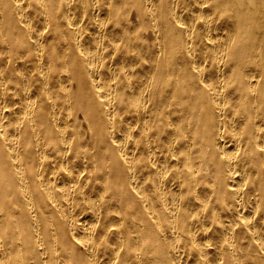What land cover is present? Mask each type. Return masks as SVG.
<instances>
[{
  "label": "bare ground",
  "instance_id": "obj_1",
  "mask_svg": "<svg viewBox=\"0 0 264 264\" xmlns=\"http://www.w3.org/2000/svg\"><path fill=\"white\" fill-rule=\"evenodd\" d=\"M0 264H264V0H0Z\"/></svg>",
  "mask_w": 264,
  "mask_h": 264
}]
</instances>
